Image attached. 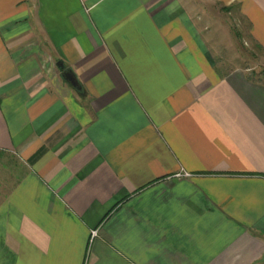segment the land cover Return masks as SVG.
I'll list each match as a JSON object with an SVG mask.
<instances>
[{
  "label": "crops",
  "instance_id": "0c3cea01",
  "mask_svg": "<svg viewBox=\"0 0 264 264\" xmlns=\"http://www.w3.org/2000/svg\"><path fill=\"white\" fill-rule=\"evenodd\" d=\"M223 10L264 60V0H0V264H264V84L217 65Z\"/></svg>",
  "mask_w": 264,
  "mask_h": 264
},
{
  "label": "rangeland",
  "instance_id": "374dc122",
  "mask_svg": "<svg viewBox=\"0 0 264 264\" xmlns=\"http://www.w3.org/2000/svg\"><path fill=\"white\" fill-rule=\"evenodd\" d=\"M215 40L210 42L211 51L222 70H239L246 76L264 84V60L260 51L245 34V26L237 14L226 10L216 14Z\"/></svg>",
  "mask_w": 264,
  "mask_h": 264
},
{
  "label": "water",
  "instance_id": "95a60500",
  "mask_svg": "<svg viewBox=\"0 0 264 264\" xmlns=\"http://www.w3.org/2000/svg\"><path fill=\"white\" fill-rule=\"evenodd\" d=\"M58 66H60L61 68H64V64L61 60H58L57 62ZM62 76L75 88L77 89H81V84L79 83V81L77 80L76 76L74 75V73L69 69V68H65L62 71Z\"/></svg>",
  "mask_w": 264,
  "mask_h": 264
},
{
  "label": "built area",
  "instance_id": "2783aa9c",
  "mask_svg": "<svg viewBox=\"0 0 264 264\" xmlns=\"http://www.w3.org/2000/svg\"><path fill=\"white\" fill-rule=\"evenodd\" d=\"M97 234V229L96 228H93L92 230H91V237H93L94 235H96Z\"/></svg>",
  "mask_w": 264,
  "mask_h": 264
},
{
  "label": "trees",
  "instance_id": "16d2710c",
  "mask_svg": "<svg viewBox=\"0 0 264 264\" xmlns=\"http://www.w3.org/2000/svg\"><path fill=\"white\" fill-rule=\"evenodd\" d=\"M78 92H80L79 90H77Z\"/></svg>",
  "mask_w": 264,
  "mask_h": 264
}]
</instances>
